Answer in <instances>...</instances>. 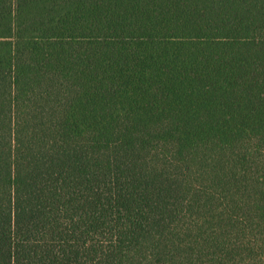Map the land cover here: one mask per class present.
Segmentation results:
<instances>
[{
  "label": "trees",
  "instance_id": "obj_1",
  "mask_svg": "<svg viewBox=\"0 0 264 264\" xmlns=\"http://www.w3.org/2000/svg\"><path fill=\"white\" fill-rule=\"evenodd\" d=\"M0 264H264V0H0Z\"/></svg>",
  "mask_w": 264,
  "mask_h": 264
}]
</instances>
